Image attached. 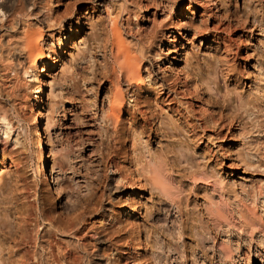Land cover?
<instances>
[{
	"label": "rangeland",
	"instance_id": "1",
	"mask_svg": "<svg viewBox=\"0 0 264 264\" xmlns=\"http://www.w3.org/2000/svg\"><path fill=\"white\" fill-rule=\"evenodd\" d=\"M93 3L95 9L82 17L84 25L73 37L76 10L91 8ZM41 4L50 3L41 0ZM181 4L190 5V13L184 17L193 24L189 36L171 24ZM51 5L64 14V28L59 30L54 22L50 27L43 25L40 44L44 56L52 63L55 49L59 60L53 69H46L41 59L38 62L48 86L41 125L47 140L49 174L60 167V174L64 171L66 175L56 180L61 194L55 199L47 195L46 203L64 215L75 206L85 212L84 225L97 233V239L104 238L98 246L106 251L112 248L113 264L119 256L130 258L120 264H132L135 257L134 264H158L159 258L164 260L161 264H264V0H53ZM129 11V27L135 30L152 25L155 19L165 22L143 59L140 87L136 84L139 80L124 79L108 41L115 20L122 27L128 25ZM30 21L36 22L35 17ZM18 27L0 34V44L5 47L0 52V78L9 74L1 80L7 82L0 98L15 103V120L26 132L24 145L18 144L22 150L5 158L0 155L2 264H20L15 244L21 235L23 213L31 208L29 199L21 194L43 191L40 177L34 173L38 154L28 128V117L38 106L37 90L32 88L31 73L17 64L21 59L17 62L11 44L16 42ZM181 35L186 40L182 41ZM173 38L178 41L173 43ZM174 46L181 57L172 53ZM168 47L171 50L166 57ZM180 59H184L182 72L177 68ZM149 60L155 68L151 75L144 69ZM9 63L18 65L16 73L13 67L3 69ZM112 79L120 80L116 87L124 104L118 122L106 116L108 95H114ZM50 115L55 118L48 122ZM149 157L166 163L171 192L148 180ZM18 168L24 178H17ZM220 178L222 183H218ZM245 189L256 194L252 206L261 218L258 228L247 229L232 218L228 225L218 223L210 215L211 195L230 207L236 193ZM136 192L138 205L133 201ZM174 199L180 205V211L173 208L172 214L180 212L181 240L174 242L160 231L164 240L156 248L158 225L153 217L171 210ZM37 219L43 222L41 217ZM205 231L219 246L224 244L226 253L203 252L196 233ZM135 235L144 243L134 249L131 237ZM176 249L181 258L174 253Z\"/></svg>",
	"mask_w": 264,
	"mask_h": 264
},
{
	"label": "bare ground",
	"instance_id": "2",
	"mask_svg": "<svg viewBox=\"0 0 264 264\" xmlns=\"http://www.w3.org/2000/svg\"><path fill=\"white\" fill-rule=\"evenodd\" d=\"M51 2L53 3V0H49L50 4L47 6V5H42L41 0H0V34H2V32L4 31L6 33L10 29L18 27L19 24H22V26H20L21 27L20 29L19 27L17 28L18 32H15L17 33L15 34L17 37L16 42L15 41H14L15 43L11 42V40L13 39L12 37L11 39L9 37L10 41H8V43L11 42V44H13V48L15 47V50L17 52V55L15 56L17 62L21 59L20 63L17 64L20 65L22 64L21 69H25V71L23 70L25 73L28 74L31 73L30 75L34 79L33 83H31L32 88H34V90L36 88L37 90V94L35 95V98L38 106L35 109H32L28 117V122H29L28 128L33 133V137H32L33 149L35 153L38 154V159L34 168V173L40 177V181L43 184V191L41 194H39L37 189L31 195L28 194L25 195L26 193L23 195L21 194L22 198L26 197L25 199H29L30 204L29 202L28 204L30 205L31 208H28L23 213L24 215L22 216V221H20L23 224L22 227H19L21 235L19 239L17 240L16 238L14 239L16 240L15 247L17 246L15 254L16 256L18 255V260L16 261H18V263L20 264H43L44 262L45 264H109V260H111L110 261L111 263L115 260L114 259L112 261V259L114 258L112 257L113 255H111L112 251H110L112 248L108 250L110 251L108 252L106 251L107 249L104 248L103 246L101 245L98 246L99 243L104 242V238L97 239L96 237L97 233L94 231L90 232L92 229L88 230L89 229L88 225H84L87 222V219L85 218V212L78 211L79 208L75 206L67 212V215H64L55 206H53V204L49 205L46 203L47 195L48 196L50 195L52 196V198L55 199V197L61 194V190H60L61 187L59 186L60 184L57 185L56 183H58V181L56 180L60 179L61 176L66 175L64 171L61 173L62 175L60 174L59 170L62 171L60 167L58 171L55 172L56 174L55 173L49 174V169L47 167V162L49 160V154L47 150V140L45 139V135L43 131L44 129L43 126L41 125V121L43 120L42 109H43V105H45L46 103L44 95L47 92L48 86L45 80L42 78L43 69L40 68L38 62L41 59L43 65L44 66L46 65V69H53L56 66L55 62L59 60L58 59L59 52L55 51V49L54 50L52 49L53 51L52 63L49 62V60H47L46 58L47 55L46 57L44 56L45 52L40 44V40L43 35V25H45L46 23L48 27H50L53 25L51 22H54V26L55 27L58 26L60 28L59 30L64 28V23L62 19L63 13H60L58 8H54L51 5ZM169 5H170L169 8L171 10L172 5L171 4ZM164 8L166 9L167 7L164 6ZM94 9L95 8L93 3V6L91 8L90 6H88L84 10H80V9L76 10V17L72 20V24L76 27L74 28L75 30L72 31L73 37L79 34V31L81 30L80 29L81 26L84 25L82 17L85 16L86 13H89L87 11L92 10L93 12ZM169 12L170 11H168L167 14H164V16L169 15ZM154 13L153 16L155 15ZM186 13H190V5L188 4V6L187 5L185 6L181 4L175 10V16L174 18L171 19V24L173 25V27L182 28L187 33V36H189L191 34L190 32H192L193 24L192 22L186 21L184 19ZM130 16H132V14L129 11V13L127 12V17H126L128 25L125 24V27H122L123 25L120 26L115 20L114 24L111 26L109 30L110 36L108 38V41L112 42L113 46L111 48V51L114 56V61L122 70L124 74V79L139 80L136 83L139 86L141 83H143L142 80L143 73H141V69L143 67V59L146 57V53L148 52L149 48L155 43V40L157 38V33L159 32V29L161 27H164L165 22L163 20L155 19L154 23L152 22L153 23L152 25L147 27L144 26V28L142 29L137 28L135 30L132 29V27H129L131 26L130 24L132 20ZM30 17H35L36 22L33 21L34 22L33 23L32 21H30ZM156 20L160 21L159 24L157 23ZM35 24L38 27H33ZM11 35L12 34H10V36ZM15 35L14 36L12 35L13 38L15 37ZM164 35H166L165 32ZM52 36H54L53 33ZM181 38L182 41L186 40L185 39L186 37H183V35H181ZM173 39H174L172 40L173 43H176L178 41L177 38H173ZM2 46H4V44H0V52L2 51L3 48H5ZM178 49H179L178 47L173 48L172 53H176L181 57L182 54L179 52ZM170 50L171 49L168 47L166 52V57L167 54L170 52ZM154 52L155 54H158L157 50H155ZM49 55L50 54H48V56ZM173 59H175V57H172V60H170L171 65L173 63ZM183 61L184 59H180L177 65V68L181 72L183 71L181 66V63ZM3 66H4L3 69L6 70H8V68L12 69L13 67L15 73L19 68L18 65L15 64L13 65L12 63L4 64ZM144 67L147 75H151L155 71L154 70L155 68L151 60H149L148 63L144 65ZM2 75L3 74H1V77ZM7 75L9 74H6L5 72L3 77L0 78V81L3 78H4L3 80H5V77ZM9 80L10 79H8V81ZM117 80L118 79H116V81ZM6 82L5 81L0 82V91L3 88V84ZM117 85H120V80L115 82L114 79H112L111 88L114 90V95L111 97L108 95L107 98L108 101L110 102V104L108 103L109 104V106L107 107L108 110L106 108L108 114L103 109L105 107L102 108L103 109L102 113L103 114L106 113L107 118L110 121H115V122H118L124 113V104L121 99L122 96H120L119 90H117L116 87ZM2 92L3 90L0 92V94ZM4 93H8V92H4ZM14 104L15 103L12 104V102L10 103L8 100H2L0 98V136L4 135L3 139H1L0 137V155L3 158L13 154L14 152L17 151L19 152L20 150H22V148H18L19 147L18 144H21L22 146L24 145L23 144L24 140L22 138L26 132L23 130L24 128H22L21 130L19 124L17 123V120H15L17 119L14 117L16 112L14 114L13 111L17 107L14 108L15 106ZM50 118L54 120L55 117L54 115L53 116L50 115L48 122L51 120ZM10 139H14V142L11 143ZM146 169L149 172L148 174L150 177L148 178V180H150L151 183L157 185V187L161 190L164 191L166 190L167 192H171L169 191V189H167L168 188L167 185L169 186L168 175H167L168 169L166 170V163H164V161H158L155 160L154 158H150ZM15 174L17 175V178H22L24 175L21 169L19 168L15 170ZM220 179L221 180H219L220 182L218 183H222L223 179L222 178ZM216 182H214L213 184L211 183L212 188H214ZM236 197L237 198H235L231 204L232 206L229 207L228 204L222 202L219 199L217 200L215 196L211 195L210 201L212 202L210 204L211 207L210 215H213V217L216 219L218 223L220 222L227 224V222H229V219L232 218L235 221H239L240 225L246 227L247 229L254 230L255 228H258V225L261 224L259 222L261 218L258 216L257 212H255L252 206L256 202V194H254V191L245 189L244 193L242 194L236 193ZM137 198H138V193L136 192L133 201H135V203H137L138 205L139 200ZM174 201H173L174 204L171 205L172 206L171 210L168 209V212L164 213L165 215L158 214L153 217L154 223H157L158 225V230L155 231L156 235L154 237V240L156 241L155 244L156 248H160L162 246V241L164 240L163 235L160 234V231L172 237L174 242L175 241L177 242V240L181 238L182 227L180 226L179 223L180 215H178L180 212L177 213L178 211H180V205L178 204V202H176L175 199ZM261 206L264 208V199L261 202ZM173 208H175L177 212L172 214ZM83 210H87V209H83ZM108 215L111 216V214H107L106 216ZM37 217L38 218L41 217L43 222L38 220ZM133 228L137 229L136 225H134ZM140 228L141 227L138 225L137 230H139ZM29 229L31 231H29ZM196 234L199 237V240L201 242V248L204 253L205 252L207 253V251L212 252V254L218 252L220 253V255L226 253L224 247L222 248L224 244L222 246H219L215 241V237H213L210 232L205 231L204 233L199 232ZM135 236L136 237L133 236L131 237L132 238L131 240L134 241V242L132 241L131 247L134 249L136 245H141L144 243L142 238L138 237L137 235ZM263 239H264V235L262 233V240ZM226 241L228 242V240ZM26 244L27 245L30 244L31 248L30 249L26 248L25 247ZM134 249L133 251H135ZM107 252L109 253V256L105 258L104 255H106ZM123 252L126 253L125 251ZM1 253L2 251H0V254ZM174 253L176 255L178 254V258H181L179 251H177V249L174 251ZM102 256L105 259H103ZM101 258L107 261L103 262ZM115 258H117V261H115L117 263L115 264H120L122 259L125 261V263H128L130 259L127 256L126 257L123 256V258L120 256ZM175 258L177 259V257ZM2 259L3 258L1 255L0 264H2ZM136 260H138V257L133 258L131 263L134 264ZM158 261H159L158 264H161V262L164 260L161 261V259L159 258ZM201 261L204 262V259H202Z\"/></svg>",
	"mask_w": 264,
	"mask_h": 264
}]
</instances>
